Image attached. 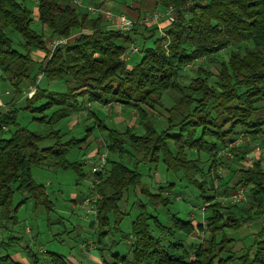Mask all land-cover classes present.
<instances>
[{"label": "trees", "instance_id": "16d2710c", "mask_svg": "<svg viewBox=\"0 0 264 264\" xmlns=\"http://www.w3.org/2000/svg\"><path fill=\"white\" fill-rule=\"evenodd\" d=\"M103 1L89 0L94 9ZM156 6L172 8L175 19L159 38L154 28L144 27L150 35L141 39L140 57L130 65L126 52L131 43L138 44L135 29L119 33L106 26L97 13H78L68 0H36L37 20L50 37L62 40L78 34L73 43L49 51L42 34L31 28L32 11L24 1L0 0V70L16 97L23 87L35 90L31 98L24 97L23 105L0 114V234L9 232L7 224L18 225L17 212L28 200L49 204L45 186L32 178L33 168L51 164L55 169L74 172L78 182L85 180L84 164L69 162L66 157L90 136L93 127L83 139L63 142L60 122L67 123L72 115L88 111L89 104L117 103L136 111L144 133L138 136L127 129L123 133L108 129L89 111L87 118L95 119L94 124L106 130V149L116 159L107 158L100 171H91L99 180H91L95 191L89 198H79L85 206L96 205V212H87L96 216L100 229L108 226L110 215L116 224L122 221L125 214L120 203L129 190L135 197L139 194L145 198L146 202L141 199L134 203L139 212L131 227L132 257L128 260L116 255L119 264H264V226L249 232L248 244L226 232L242 223L264 221V169L259 161L238 170L237 184L247 189L248 206L239 207L232 197V205L223 207L214 203L213 197L200 195L207 204L203 210L205 224H193L175 215L167 218L168 224H162L154 210L147 211L146 204L164 208L172 204L163 193L173 184L159 186L154 192L142 184L139 171L143 165H162L167 172L181 174L188 186L202 191L204 185L197 176L210 178L209 187H214L217 175L213 172L226 168L223 159L230 160L218 156L220 151L241 135H262L264 0H156ZM15 33L22 39L18 48L14 47ZM227 49H231L228 59L221 62L215 84L209 83L211 74L200 69L191 85L180 87L178 80L185 67ZM36 51L45 55L40 64L32 59ZM39 76L42 83L37 81ZM50 83H62L65 90L59 91ZM167 91L179 96L166 110L167 128L158 132L140 106L154 99L159 102L161 93ZM19 115L41 125L46 134L31 131ZM46 141L53 143L41 147ZM242 145L236 148L237 155ZM201 153L215 160L207 170L199 166ZM16 195L21 199L13 205ZM95 225L91 223V227ZM196 232L206 236L201 243L190 246L174 240L177 235L188 237ZM21 239L12 235L4 241L2 237L0 250L7 251ZM28 258L34 260L33 256ZM49 259L51 264H68L55 253ZM0 264L21 263L5 254L0 255ZM33 264L38 263L34 260Z\"/></svg>", "mask_w": 264, "mask_h": 264}, {"label": "rangeland", "instance_id": "374dc122", "mask_svg": "<svg viewBox=\"0 0 264 264\" xmlns=\"http://www.w3.org/2000/svg\"><path fill=\"white\" fill-rule=\"evenodd\" d=\"M18 2L24 1L25 6L32 11L33 23L31 25L32 30L38 34H42L46 43L47 50L52 51L58 45H65L73 43L74 38L77 37V33H73L70 38L62 39V43H59L58 38H52L49 32L42 28L37 20L36 0H17ZM69 6L78 13L86 14L88 8H90L89 0H68ZM126 4L138 3L141 5L142 10L138 18H128L126 14L120 13V5L113 7V9L102 8L101 11L105 13L99 14L102 21L106 26L113 30L119 31L122 28V23L119 22V16H123L127 21H132L134 24L131 27V31L135 29L134 33H138V44L131 43L128 46L127 51L136 49L137 51L126 55L127 62L138 60L139 50L141 48L140 41L144 40V37L150 35V33L144 31V27L154 28L155 37L162 36L163 30L170 24L168 17L164 14L167 8L162 6H156V0L152 2L147 0H123ZM135 5V4H134ZM89 6V7H88ZM91 8L93 6L91 5ZM157 13L162 17L156 21L153 20L151 24H140L139 20L143 17H153ZM175 19V18H174ZM130 31V32H131ZM88 32V31H84ZM126 31L125 33H127ZM128 32V33H130ZM124 33V34H125ZM141 37V38H140ZM14 47L18 48L19 43L22 42L21 37L15 33L13 37ZM142 43V42H141ZM149 44V43H148ZM231 49L220 52L214 57L198 60L189 66L185 67L184 71L178 80L180 87H188L192 84L197 77L198 70L202 69L206 73L211 74L209 83H216V76L221 62H225L228 59V55ZM42 54V53H41ZM131 54V55H130ZM40 55V54H39ZM35 63L40 64L45 60L43 54L42 59L35 55ZM38 83H42L41 76L37 79ZM50 86L58 87L59 91H64L65 87L62 83H50ZM48 86V84H47ZM44 87V84L42 85ZM49 87V86H48ZM34 88L24 87L21 89V94L15 96L14 90L5 80V76L0 70V114H3L13 108L14 105L21 106L24 104V97L31 98L34 94ZM179 96L178 92L167 91L161 93V100L157 102V99L152 100L147 105H141V110L145 113L147 119L151 120L158 132H162L167 128V112L166 110L171 108L175 102V99ZM85 99V98H84ZM82 102L86 103L85 100ZM87 110L80 114L72 115L70 120L66 123L60 122L59 130L60 134H63L62 140L66 142L70 138L81 140L84 138L87 129L93 127L90 136L83 142L74 146V149L67 155L66 159L69 162H82L84 164L83 171L85 172V180L77 181L76 174L72 171L55 169L51 164H43L40 168L32 169L33 180L45 186L48 196L49 204L47 206L42 204H36L34 200H28L17 212L18 225L7 224L9 232H2L0 237H4L7 241L12 235L21 237L19 244H13V247H7L6 250H0V255L13 254V250L19 253L21 256L28 259L29 264H33L34 260L38 264H51L49 256L50 254H58L63 256L68 264H112L117 262L116 255L118 257H126L131 259V243L132 238L131 227L132 222L138 215V209L134 208L136 200L145 198L137 194L135 197L131 192L123 195L120 203L121 212H124V218L120 223L116 224L114 216L108 217V226L104 229L98 228L96 216L88 213L89 209L96 212V205L85 206L83 202H80L79 197L89 198L95 191V185H92L91 180L96 179L92 177L91 170L98 165L103 166L108 159L115 160L116 156L109 154L106 149V130L101 129L94 124L95 119L87 118L91 111L98 120L108 129H115L120 133L130 130L132 133L141 136L144 133L142 126L138 125V117L136 111L121 104L111 103L107 106H101L97 103H92L87 106ZM23 118V124L29 126L31 131H36L40 134H46L43 127L34 122H30V118L19 115V120ZM57 129V128H55ZM45 132V133H44ZM243 136V135H241ZM239 138V137H236ZM53 142H44L41 147H48ZM243 144V145H242ZM243 148L238 150L233 148V153L230 155L222 154L219 152L218 156H227L230 160L224 161V167H219L213 173L217 175L214 187H209L208 179L197 176L198 181L204 185L203 190L199 191L196 188L188 186L187 181L182 178L181 174H174L167 172L162 165L157 167L151 165H143L139 171L142 174V184L148 187H152L156 192L157 187H166L170 183L173 184L171 189H164L163 196L169 197L172 204L167 207L152 206L146 204L148 212H156L159 216V220L162 224L166 225L167 218L176 216L185 220L193 221L195 223L205 224L206 214L203 212L207 204H204L205 198H214V203H219L223 207H228L231 204L232 197L234 201H237L239 207L248 206V193L247 189L237 184L240 169H248L253 166V163L259 161L264 169V128L263 133L257 137L243 136ZM230 143L227 145V147ZM240 145V146H241ZM194 159L196 155L192 154ZM237 155V156H236ZM234 157V158H233ZM200 159L199 166L203 170H207L211 167L214 159H210L207 155L201 153L198 157ZM233 158V159H232ZM101 159H103L101 161ZM215 161V160H214ZM103 168V167H102ZM228 172L230 174H228ZM214 175L212 174V177ZM220 177H223L221 181ZM99 180L96 179V182ZM203 192V193H201ZM136 193H138L136 191ZM201 194H204L205 198H201ZM141 197V198H140ZM21 199L20 195H16L13 201V205H16ZM84 201V200H83ZM206 201V200H205ZM49 207V208H48ZM154 210V211H153ZM95 223V227H91V223ZM168 224V222H166ZM264 226V221L253 220L248 223H242L241 226L235 230H226L227 234L235 238L237 241H242L243 244H248L251 240L249 232H255L260 226ZM17 233V234H16ZM249 237H245L248 235ZM126 237V238H125ZM204 234L193 233L188 237L184 235H177L174 240L186 245H194L201 243ZM245 237V238H243ZM0 238V240H1ZM238 246L237 248H239ZM30 252V253H29ZM29 256H33V259H29ZM117 257V258H118ZM93 258L97 259V263ZM13 260V259H12ZM15 261V260H14ZM18 262V261H16ZM20 263V262H19Z\"/></svg>", "mask_w": 264, "mask_h": 264}, {"label": "built area", "instance_id": "2783aa9c", "mask_svg": "<svg viewBox=\"0 0 264 264\" xmlns=\"http://www.w3.org/2000/svg\"><path fill=\"white\" fill-rule=\"evenodd\" d=\"M101 7L99 9H94V8H88V12L90 13H97L99 12V14H103L105 13V11H101ZM165 17H168V21H169V24L172 23L174 21V18H175V11L172 9V8H167V11L166 13L164 14ZM162 17V15H159L157 13H155L153 15V17H143L139 20V23L141 24H151L154 21L160 19ZM119 22L122 23V28L119 27L120 31L122 33H125L126 31L130 32L131 31V27L134 23L131 21H127L123 16H119ZM154 23V22H153ZM127 32V33H128ZM126 34V33H125ZM62 43V40H59V43ZM136 52L137 50L136 49H133V50H130V51H127V54L129 53H133ZM243 143V136H239V138H237L235 141H233L232 143H230V145L228 147L225 148V151H220V153H224L226 155H230V151L233 150V148H238L240 147V145ZM102 165V164H101ZM101 165H98L97 167H93L92 168V173H97L98 171H100L102 169L103 166ZM92 211V210H91ZM93 213V211H92Z\"/></svg>", "mask_w": 264, "mask_h": 264}, {"label": "crops", "instance_id": "0c3cea01", "mask_svg": "<svg viewBox=\"0 0 264 264\" xmlns=\"http://www.w3.org/2000/svg\"><path fill=\"white\" fill-rule=\"evenodd\" d=\"M147 1H153V0H147ZM135 4V5H134ZM134 4H126L123 0H105L101 3L100 7L101 8H107V9H113V7H116L117 5H120L121 7L119 8V12L122 14H126L128 18H133V19H137L138 18V13L140 15L141 13V5L138 3H134ZM94 6L95 4H90V7ZM89 7V6H88ZM40 54V55H39ZM35 55L39 56L42 59L43 53L41 54V52H33L32 53V59L35 58ZM131 55V54H130ZM34 60V59H33ZM35 61V60H34ZM11 257V259L20 262L21 264H29L28 259L21 256L19 253H17L15 250H13V254L9 255ZM97 263H99V261L95 258H93Z\"/></svg>", "mask_w": 264, "mask_h": 264}]
</instances>
